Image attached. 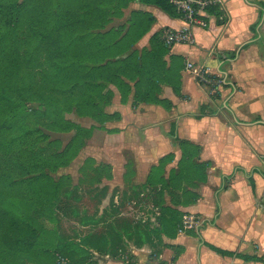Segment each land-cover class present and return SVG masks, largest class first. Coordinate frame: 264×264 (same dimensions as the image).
Masks as SVG:
<instances>
[{"label": "crops", "instance_id": "crops-1", "mask_svg": "<svg viewBox=\"0 0 264 264\" xmlns=\"http://www.w3.org/2000/svg\"><path fill=\"white\" fill-rule=\"evenodd\" d=\"M130 5L155 18L141 45L148 44L152 34L183 24L181 16L158 6ZM222 12L224 23L212 20L205 28L193 27V43L170 46L164 78L155 79L151 95L163 103L142 101L132 107L131 99L126 104L114 101L109 111L120 118L107 126L114 131L104 130L99 149L100 161L109 165L104 183L111 192L118 183L121 195L134 191L124 186L128 180L140 183L154 165L162 167L161 158L171 156L164 166L168 174L189 154L191 162L187 160L180 173L195 197L178 209L197 217L199 225L190 232L154 237L153 245L130 241L122 257L91 249L85 262L264 264L221 255L204 244L264 256V0H222ZM188 62L200 68L206 80L199 79ZM176 137L182 143L177 144Z\"/></svg>", "mask_w": 264, "mask_h": 264}, {"label": "rangeland", "instance_id": "rangeland-1", "mask_svg": "<svg viewBox=\"0 0 264 264\" xmlns=\"http://www.w3.org/2000/svg\"><path fill=\"white\" fill-rule=\"evenodd\" d=\"M76 6L78 7L79 3ZM136 10L139 9L132 8L129 4L122 10L121 15L110 16V21L101 25L91 22L92 18L88 17L91 23L85 27L96 32L121 26L124 32L132 12ZM82 13L89 15L85 10ZM19 33L24 41L21 42L20 50L23 54L27 52L26 55L31 59L29 62L41 66V71L48 70L54 61L49 59L50 52L46 45L37 35L24 28H20ZM141 39L132 46L139 54L149 48V42L141 45ZM42 77L40 71H34L25 80L28 96L24 97L28 99V111L0 135V140L4 141H0V191L16 197L41 198V204L38 206L18 204L11 207L9 216L14 219L15 224L27 226L22 217H30L33 222L31 227L35 228L37 235L31 252L21 254L16 262L10 255H6L2 264H51V255L55 252V243L59 240L57 236L73 240L88 236L90 242L97 244L106 236L112 244L110 255L122 257L124 253L129 252L130 241L139 240L135 234L138 228L151 229L157 222L162 221L166 232L193 231L194 228L184 227L182 219L183 215L189 213L178 207L189 201L188 198L195 197V194L190 193L194 191L184 186L185 181H189L182 177L183 172L180 173L184 165L178 164V168L173 167L165 174L164 166L171 159L170 155L161 158L162 167H159V164L154 165L155 168L142 182L134 183L128 180L124 186L135 187L131 194L124 191V194H118V183H115L111 192L109 184L104 183L109 165L103 160L100 161V143L104 140V130L114 131L107 126L120 118L119 113L110 112L109 108L116 100L126 104L131 99L132 103V96H128L130 93L126 94L125 91L122 92L109 84L113 96L111 105L102 107L103 112H107L105 117L90 103L96 99L94 89H90L83 97L74 92L72 99L60 101L57 108L51 105L46 109L42 101L33 96ZM10 91L19 96L16 90ZM53 97L59 99L57 95ZM121 98L125 99V102ZM8 110V105L0 103L1 114ZM23 129H26L24 133ZM53 190L56 197L48 200L47 197ZM8 197L10 196L6 198ZM168 208L181 213L182 226L175 227L170 223L165 212ZM84 215L93 217L95 221L81 224V217ZM5 228L6 222L0 226V249L1 234L5 232ZM127 230L130 231L128 236ZM45 251L47 256L43 255ZM54 262L68 264L61 257Z\"/></svg>", "mask_w": 264, "mask_h": 264}, {"label": "trees", "instance_id": "trees-1", "mask_svg": "<svg viewBox=\"0 0 264 264\" xmlns=\"http://www.w3.org/2000/svg\"><path fill=\"white\" fill-rule=\"evenodd\" d=\"M132 2L155 5L171 16H180L171 0H0V103L9 106L7 112L0 113V135L28 111V99L24 97L28 96L25 80L34 71H40L43 77L33 96L38 97L46 109L51 105L57 108L60 101L72 99L74 92L83 97L90 89H94L96 99L90 103L105 117L107 112H103L102 107L111 105L113 96L109 84L126 94L130 93L128 96L132 95V107L142 101L158 104L164 102L151 95L156 85L155 79L159 76L164 78V57L168 55L171 44L166 43L164 33H154L149 39V48L140 54L132 48L155 21L150 13L133 11L124 32L121 26L96 32L86 28L91 22L101 25L110 21V16L121 15L122 10ZM83 10L89 15H84ZM212 11L220 12L217 7L212 8ZM88 17L92 18L91 22ZM20 28L37 35L46 45L50 52L49 59L54 61L48 70L41 71V66L29 62L31 59L26 55L27 52L23 54L20 50L21 42H24L19 33ZM10 90H16L19 96L13 95ZM56 95L59 99L53 97ZM121 100L125 102V99ZM195 116L200 117L201 113ZM169 135H176L174 124L171 125ZM180 141L176 137V143H182ZM189 159V154H183L178 163L184 165ZM248 180L254 188L253 179L249 177ZM54 197L55 190L49 193L47 199ZM18 204L38 206L41 198L16 197L0 191V226L6 222L5 232L1 234L0 264L6 255H10L16 262L21 254L31 252L35 245L37 233L31 227L32 219L22 217L27 226H21L15 224L9 216L11 207ZM165 212L173 226H182L178 210L168 208ZM93 221L95 219L89 215L81 217V224ZM156 226L151 229L138 228L135 234L139 240L134 243L153 245L154 237L160 240V235L166 233V227L162 221ZM126 235H130L129 230ZM57 238L59 240L55 243L51 264H56L54 261L58 257L65 259L68 264H82L92 256L91 249L112 253V244L106 236L100 239V244L90 242L88 236H82L77 241L60 236ZM204 244L221 255L264 263V256L226 251L207 242ZM44 254L47 256L48 253L45 251Z\"/></svg>", "mask_w": 264, "mask_h": 264}, {"label": "built area", "instance_id": "built-area-1", "mask_svg": "<svg viewBox=\"0 0 264 264\" xmlns=\"http://www.w3.org/2000/svg\"><path fill=\"white\" fill-rule=\"evenodd\" d=\"M176 10L180 13L183 24L179 28L168 29L163 37L167 44L194 42L192 34L193 27L205 28L209 22L214 20L218 23L225 22V15L222 12V0H171ZM219 8L220 12L212 11V8ZM187 67L192 70L199 79L206 80L207 76L202 70L188 62ZM184 226L195 228L199 225V219L191 214L183 215Z\"/></svg>", "mask_w": 264, "mask_h": 264}]
</instances>
